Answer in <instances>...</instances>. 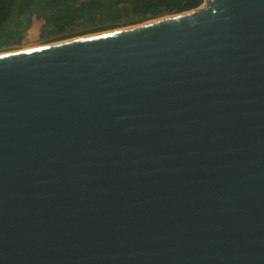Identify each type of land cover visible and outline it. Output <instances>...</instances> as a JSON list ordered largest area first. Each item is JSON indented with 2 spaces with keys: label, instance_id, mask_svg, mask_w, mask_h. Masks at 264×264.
I'll return each instance as SVG.
<instances>
[{
  "label": "water",
  "instance_id": "water-1",
  "mask_svg": "<svg viewBox=\"0 0 264 264\" xmlns=\"http://www.w3.org/2000/svg\"><path fill=\"white\" fill-rule=\"evenodd\" d=\"M0 264H264V0L1 52Z\"/></svg>",
  "mask_w": 264,
  "mask_h": 264
},
{
  "label": "trees",
  "instance_id": "trees-1",
  "mask_svg": "<svg viewBox=\"0 0 264 264\" xmlns=\"http://www.w3.org/2000/svg\"><path fill=\"white\" fill-rule=\"evenodd\" d=\"M204 0H0V52L24 43L40 22L46 41L132 25L200 6Z\"/></svg>",
  "mask_w": 264,
  "mask_h": 264
},
{
  "label": "rangeland",
  "instance_id": "rangeland-1",
  "mask_svg": "<svg viewBox=\"0 0 264 264\" xmlns=\"http://www.w3.org/2000/svg\"><path fill=\"white\" fill-rule=\"evenodd\" d=\"M167 15H170V14H167ZM167 15H163V16H167ZM159 17H162V16H159ZM159 17H156V18H159ZM156 18H152V19H156ZM152 19H148V20H152ZM148 20H145V21H148ZM145 21H143V22H145ZM139 23H141V22H139ZM135 24H138V23H135ZM132 25H134V24H132ZM126 26H130V25L119 26V27H115L113 29H107V30H102V31L119 29V28H123V27H126ZM39 27H40V22H36L35 26L31 28V33L27 36V38L24 41V43L22 45H20L19 47L15 48L14 50L31 48V47H35V46H41V45H45V44H48V43L60 41V40L46 41V40L42 39L40 37ZM92 33H96V32H92ZM88 34H91V33H88ZM84 35H86V34H84ZM78 36H82V35H76V36H73V37H78ZM73 37H70V38H73ZM14 50H10V51H14ZM1 52H5V51H1Z\"/></svg>",
  "mask_w": 264,
  "mask_h": 264
},
{
  "label": "bare ground",
  "instance_id": "bare-ground-1",
  "mask_svg": "<svg viewBox=\"0 0 264 264\" xmlns=\"http://www.w3.org/2000/svg\"><path fill=\"white\" fill-rule=\"evenodd\" d=\"M116 30V29H115ZM36 47V46H35ZM31 48H33V47H31ZM25 49H29V48H25Z\"/></svg>",
  "mask_w": 264,
  "mask_h": 264
}]
</instances>
